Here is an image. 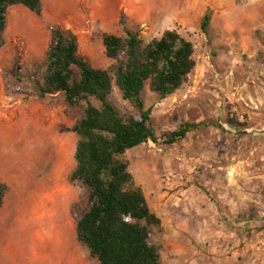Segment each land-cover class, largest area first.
I'll use <instances>...</instances> for the list:
<instances>
[{
  "label": "rangeland",
  "instance_id": "rangeland-1",
  "mask_svg": "<svg viewBox=\"0 0 264 264\" xmlns=\"http://www.w3.org/2000/svg\"><path fill=\"white\" fill-rule=\"evenodd\" d=\"M119 1L108 6L107 0H42L44 11L38 21L23 5L8 8L5 43L0 46L3 146L18 150L27 146L33 181L37 185L50 181L42 197L48 214H63L74 264L97 262L76 239L74 215L84 208L86 190L68 181L77 139L68 129L80 117L79 109L69 107L61 95L35 96L29 76L43 69L51 25L71 26L80 53L98 68L112 63L104 53L102 34H124L121 12L125 24L138 28L145 40L174 29L193 43L195 66L173 94L160 98L148 89L143 92L158 139L123 156L151 211L164 221L156 214L162 229L153 232L152 241L160 249L161 264H216L219 256L232 257L233 264L264 262V25L245 18L251 12L249 4L264 8V0H177L178 5L171 0H134L135 6L133 1ZM161 6L168 13L171 7L179 10L164 20H151L146 9ZM207 8L211 22L203 32L200 21ZM110 101L122 115L135 113L116 86ZM183 122L199 126L166 143L163 134ZM41 166L43 171L38 170ZM176 214L190 228L182 235L172 232L171 218ZM29 222L35 226L28 232H22L23 223H18V239L11 252L4 251L6 255L14 262L62 264L47 262L54 256L56 225L51 216L42 220L44 235L38 231L37 218ZM24 236L31 241L24 244Z\"/></svg>",
  "mask_w": 264,
  "mask_h": 264
},
{
  "label": "trees",
  "instance_id": "trees-1",
  "mask_svg": "<svg viewBox=\"0 0 264 264\" xmlns=\"http://www.w3.org/2000/svg\"><path fill=\"white\" fill-rule=\"evenodd\" d=\"M23 5L41 16L42 0H0V46L4 45L8 8ZM207 8L200 21L206 32L211 22ZM123 35L103 33L107 68L92 66L80 53L70 29L51 25V43L39 75H30L39 98L61 95L80 117L68 129L76 135L75 166L68 181L86 190L84 208L74 215L76 239L98 264H161L159 247L152 241L161 231V219L151 211L124 154L141 144L156 143L150 108L143 92L165 98L178 90L195 66L194 45L174 29L145 40L140 30L127 26L120 14ZM114 86L134 108L122 115L110 101ZM199 124L183 122L163 134L166 143L184 138ZM8 186L0 182V209Z\"/></svg>",
  "mask_w": 264,
  "mask_h": 264
},
{
  "label": "crops",
  "instance_id": "crops-1",
  "mask_svg": "<svg viewBox=\"0 0 264 264\" xmlns=\"http://www.w3.org/2000/svg\"><path fill=\"white\" fill-rule=\"evenodd\" d=\"M129 1L130 2L133 1V6H135L136 2H134V0H129ZM119 2H120L119 0H115V1L107 0L106 5L115 6L118 5ZM170 3H177V0L174 1L171 0ZM143 5L144 2L140 1L139 6L142 8ZM249 5L250 6L248 7V10L250 9L251 12L247 14L245 18L253 25H258V24L264 25V8L262 7V4L261 5L249 4ZM257 6H259V8H258V12L256 13L254 12V10L255 11L257 10L256 9ZM156 8L148 7V9H146L148 13L147 15L151 20H158V21L164 20L166 16L170 15V13L176 15V13H178L179 10L178 9L179 6L176 8L171 7L172 12L170 13H168V10H166V8H162V6L161 9L159 10ZM43 11H44V7L42 13ZM39 18L40 16L34 17L36 21H38ZM11 21L15 23L14 16L11 17ZM65 29H71V26H67ZM113 34L119 35L116 33ZM22 148H23L22 150H18L11 146L5 148L2 144V136H0V182L5 183L8 186V192L4 197V201L0 209V218H1L0 219V264H3V262L4 264H19V263L29 264V262H14L11 259V256H7L4 251L11 252V249L14 247V244L18 239V236L16 235L17 233L15 234V232L18 231L17 230L18 223L20 222L23 223V228L21 231L25 232L27 231V229H29V227L35 226L34 223L32 224L31 222H29V220L32 218H37L38 222L36 223V225H38L39 223V227L37 226L38 231L41 235H44L45 228L42 227L41 229V225H44L42 220H44L45 217L50 216V214H48L49 211L47 210V203L43 200L42 197L44 196L43 194L46 191V189L49 187L48 185L50 181L43 180L40 182V185H37L33 181L34 168L27 162L28 148L27 146ZM41 167L38 168L39 171L44 170L43 166ZM65 170L66 167L64 168V171ZM71 171H69L68 174H70ZM175 212L177 213L178 210H175ZM59 213L60 211H58L56 215L58 216ZM156 214L162 219L160 214L158 213ZM201 219L206 220L205 217H201ZM171 221L175 225L172 227L173 234L182 235L184 234V231H187L186 229L190 230V228H186L184 226V223L178 214L174 215L171 218ZM162 223L164 224L163 219H162ZM62 225H63V217H62ZM23 239H24V244H27L26 240L27 242L31 241L29 236L26 237L24 236ZM216 257H214V259H216ZM232 262H236L235 260L232 259V257L229 259L225 256L223 257L219 256L218 262H214V263L233 264ZM78 263L82 264L81 262ZM92 263L98 264V262H92ZM240 263L246 264V262H240ZM250 263L264 264V262H250ZM174 264H192V262H176ZM197 264H200V262H197Z\"/></svg>",
  "mask_w": 264,
  "mask_h": 264
},
{
  "label": "bare ground",
  "instance_id": "bare-ground-1",
  "mask_svg": "<svg viewBox=\"0 0 264 264\" xmlns=\"http://www.w3.org/2000/svg\"><path fill=\"white\" fill-rule=\"evenodd\" d=\"M40 36L38 35L37 37L39 38ZM39 45H42V43ZM50 216H51V220H53L56 227L52 241L53 244L52 252L54 256L51 259H49L47 262L74 264V262L76 261H74L72 256H70L72 252V246L69 241V236L63 229V225H62V217H63L62 213H59L58 216L56 214Z\"/></svg>",
  "mask_w": 264,
  "mask_h": 264
}]
</instances>
